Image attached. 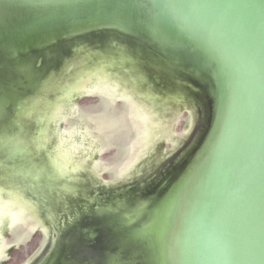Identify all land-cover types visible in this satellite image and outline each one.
Wrapping results in <instances>:
<instances>
[{
    "label": "water",
    "instance_id": "1",
    "mask_svg": "<svg viewBox=\"0 0 264 264\" xmlns=\"http://www.w3.org/2000/svg\"><path fill=\"white\" fill-rule=\"evenodd\" d=\"M0 264H264V0H0Z\"/></svg>",
    "mask_w": 264,
    "mask_h": 264
}]
</instances>
